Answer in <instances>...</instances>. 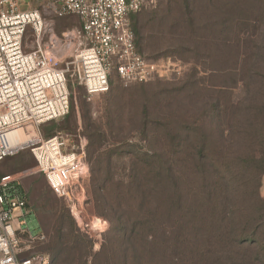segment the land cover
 <instances>
[{
	"label": "trees",
	"instance_id": "trees-1",
	"mask_svg": "<svg viewBox=\"0 0 264 264\" xmlns=\"http://www.w3.org/2000/svg\"><path fill=\"white\" fill-rule=\"evenodd\" d=\"M133 16L135 45L142 54ZM239 19L236 14L232 20L236 27L252 25L249 18ZM193 21L189 15L187 22L197 35L203 28ZM196 37L195 51L206 52L209 38ZM251 37L229 40L237 48L234 63H240L242 72L231 74L228 89L240 83L248 93L251 84L264 78V65H259L264 38ZM207 72L212 78L220 70ZM211 86L216 99L211 96L207 116L182 121L184 127L178 131L168 118L157 129L149 123L153 130L145 137L148 149L130 156L131 161L143 162L131 166L124 181L114 184L110 164L92 162L95 207L109 223L107 246L101 245L92 264L100 255L106 258L102 264H216L232 256L231 249L255 251L253 262L264 264V198L259 195L264 101L246 97L236 103L238 107L231 101L222 106L218 100L222 87ZM100 134L94 129L89 136L100 140ZM66 222L68 226L61 216L56 221L46 249L50 264H80L70 262L69 255L76 251L83 257L89 250V238L69 219Z\"/></svg>",
	"mask_w": 264,
	"mask_h": 264
},
{
	"label": "rangeland",
	"instance_id": "rangeland-1",
	"mask_svg": "<svg viewBox=\"0 0 264 264\" xmlns=\"http://www.w3.org/2000/svg\"><path fill=\"white\" fill-rule=\"evenodd\" d=\"M42 2L24 0L19 4L21 9L41 10ZM236 14L240 16L239 21L249 18L252 25H256L255 29H252V25L236 27L232 21ZM189 15L194 25L203 28L197 30V35L194 26L187 22ZM42 17L46 26L58 38L78 24V20L72 16L54 17L43 13ZM132 22L139 33L137 41L142 55L151 60L176 61L180 71L179 74L146 84L128 86L121 85L113 74L109 91L96 96H87L82 88L68 85L69 91L73 93L70 95L68 115L44 124L41 134L47 138L67 133L79 135L83 140L88 177L84 180L83 198L75 211L71 212L66 202L56 196L42 174L34 173L36 163L29 151L20 152L0 162V177L15 175L20 180L32 213L25 216L29 232L32 236L42 232L44 236L42 242L30 244L31 252H48V242L61 216L65 226H68L66 221L69 219L91 241L88 252L83 251V257L72 251L69 261L76 263L80 260V264H92L101 245L107 246L105 238L109 223L95 207L91 164H110L114 184L127 179L131 166L143 162L141 158L139 161H131L130 156L140 155L148 149L145 137L153 130L148 128L149 123L157 129L168 118L171 120V128L178 131L184 127L182 121L190 119L194 122L199 116H207L205 112L211 96L216 99L211 93V85L222 87L218 98L222 106L231 101L236 107V103L244 101L246 97L248 100L254 97L264 101L262 76L250 85L248 93L240 83L233 89L227 88L232 84L231 74L242 72L240 63H234L237 48L229 40L251 36L264 38V0H154L133 16ZM199 35L209 38L206 52L195 51L196 36ZM46 39L47 36L43 38L44 41ZM23 43L26 50L34 46V37L30 31L24 35ZM263 59L260 68L264 65ZM210 68L219 69L220 72L212 78L208 77L210 73L207 71ZM235 78L239 79V76ZM94 129L101 133L100 140H91L89 135ZM112 190H116V187ZM259 195L264 198V175L261 177ZM230 254L232 256L224 263L216 264H256L253 262L255 251L231 249ZM105 259L104 256H97L95 264H102Z\"/></svg>",
	"mask_w": 264,
	"mask_h": 264
},
{
	"label": "built area",
	"instance_id": "built-area-1",
	"mask_svg": "<svg viewBox=\"0 0 264 264\" xmlns=\"http://www.w3.org/2000/svg\"><path fill=\"white\" fill-rule=\"evenodd\" d=\"M20 1L0 0V162L29 151L34 173L45 177L72 212L88 177L83 140L41 134L44 124L69 113L68 85L96 96L109 91L113 74L128 86L179 74L180 67L171 59H148L136 48L131 17L154 0H43L41 10L21 9ZM43 13L72 16L78 24L58 38ZM27 31L34 37L30 50L23 43ZM29 214L19 178L1 176L0 264H50L47 253L31 252L30 244L44 236L31 235Z\"/></svg>",
	"mask_w": 264,
	"mask_h": 264
}]
</instances>
